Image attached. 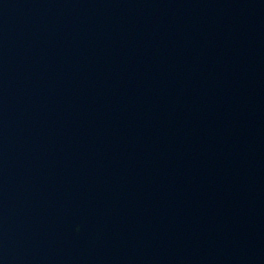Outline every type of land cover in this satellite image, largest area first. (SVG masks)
Listing matches in <instances>:
<instances>
[{"label":"water","instance_id":"1","mask_svg":"<svg viewBox=\"0 0 264 264\" xmlns=\"http://www.w3.org/2000/svg\"><path fill=\"white\" fill-rule=\"evenodd\" d=\"M0 264H264V0H0Z\"/></svg>","mask_w":264,"mask_h":264}]
</instances>
